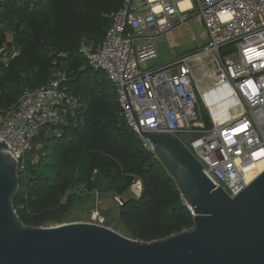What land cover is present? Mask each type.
Listing matches in <instances>:
<instances>
[{
    "label": "built area",
    "instance_id": "obj_1",
    "mask_svg": "<svg viewBox=\"0 0 264 264\" xmlns=\"http://www.w3.org/2000/svg\"><path fill=\"white\" fill-rule=\"evenodd\" d=\"M194 2L206 44L179 59L148 64L158 58L155 37L186 24ZM107 17L111 25L104 40L84 41L80 52L115 86L126 124L150 150L152 144L141 131L172 133L202 164L215 187L238 196L252 181L249 169L264 168V0H124ZM6 40L13 38L8 35ZM17 54L14 49L5 59ZM197 69L212 76L207 86L199 85ZM67 81L62 72L46 84L26 87L0 115V141L18 160L25 182L28 154L39 131L78 116L80 98L66 89ZM219 94L228 103V114L220 109ZM133 182L141 197L142 178L135 175ZM99 194L98 188L77 182L65 198ZM103 221L94 212L90 223Z\"/></svg>",
    "mask_w": 264,
    "mask_h": 264
},
{
    "label": "trees",
    "instance_id": "obj_2",
    "mask_svg": "<svg viewBox=\"0 0 264 264\" xmlns=\"http://www.w3.org/2000/svg\"><path fill=\"white\" fill-rule=\"evenodd\" d=\"M124 0L0 1V115L26 87L46 84L62 72L66 89L80 98L76 118L44 126L28 154V180L21 174L15 207L31 226L61 222L77 197L64 195L74 183L97 188L102 178L122 196L140 176V198L124 200L122 218L136 239L152 241L193 225V213L173 179L121 115L117 91L104 71L80 52L84 41L101 43L107 14ZM11 35L12 42L6 37ZM14 49L18 54L6 60ZM60 53L66 56H60ZM204 118L209 120L205 113ZM55 130L54 132H51ZM41 148H35L37 144ZM75 198V199H74Z\"/></svg>",
    "mask_w": 264,
    "mask_h": 264
},
{
    "label": "water",
    "instance_id": "obj_3",
    "mask_svg": "<svg viewBox=\"0 0 264 264\" xmlns=\"http://www.w3.org/2000/svg\"><path fill=\"white\" fill-rule=\"evenodd\" d=\"M141 134L191 209V227L144 241L90 222L26 225L15 207L19 162L2 140L0 264H264V170L230 197L214 186L178 137L159 131Z\"/></svg>",
    "mask_w": 264,
    "mask_h": 264
},
{
    "label": "rangeland",
    "instance_id": "obj_4",
    "mask_svg": "<svg viewBox=\"0 0 264 264\" xmlns=\"http://www.w3.org/2000/svg\"><path fill=\"white\" fill-rule=\"evenodd\" d=\"M195 3V2H194ZM198 13V8L195 3V8L189 13L191 17L186 24H183L165 34H161L155 37L154 42L158 49V58L151 60L148 64L153 63H166L179 59L185 55L196 52L203 48L207 40L205 36V26L203 21L196 15ZM212 72V71H211ZM196 77L200 86H207L212 76L204 74L202 70H196ZM210 77V79H209ZM220 103V109L222 112L228 114V103L222 101V97H217ZM200 106L201 102H200ZM202 115L204 116L206 111L201 109ZM41 148V144H37L35 147ZM262 172L261 165H254L249 169L248 178L253 180ZM135 178V183L137 182ZM102 183L98 188L99 196L86 195L82 197H77L75 205L66 213L64 220L61 222L50 223L45 227L58 226L61 224L72 223V222H90L94 212L99 213L103 218V225L109 227L127 237L136 239L131 233L130 229L126 226L122 218V202L121 199H138L137 192L133 190L132 182L127 192L122 196L116 194L109 189V179L102 178ZM134 181V180H133ZM68 199V197H67ZM67 199L62 198L63 202ZM75 199V198H74Z\"/></svg>",
    "mask_w": 264,
    "mask_h": 264
},
{
    "label": "bare ground",
    "instance_id": "obj_5",
    "mask_svg": "<svg viewBox=\"0 0 264 264\" xmlns=\"http://www.w3.org/2000/svg\"><path fill=\"white\" fill-rule=\"evenodd\" d=\"M187 3L186 2H183L182 5L185 6ZM157 5V4H156ZM262 167V170L264 169L263 166Z\"/></svg>",
    "mask_w": 264,
    "mask_h": 264
},
{
    "label": "crops",
    "instance_id": "obj_6",
    "mask_svg": "<svg viewBox=\"0 0 264 264\" xmlns=\"http://www.w3.org/2000/svg\"><path fill=\"white\" fill-rule=\"evenodd\" d=\"M93 42V41H92ZM65 121V120H64ZM64 121H62V122H59V123H64ZM55 124H58V123H55ZM55 130H53V131H51V132H54Z\"/></svg>",
    "mask_w": 264,
    "mask_h": 264
}]
</instances>
